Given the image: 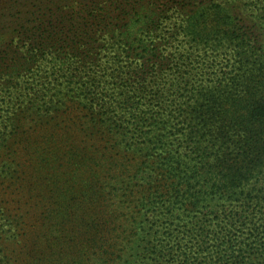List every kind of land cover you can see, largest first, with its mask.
Wrapping results in <instances>:
<instances>
[{"label":"trees","instance_id":"obj_1","mask_svg":"<svg viewBox=\"0 0 264 264\" xmlns=\"http://www.w3.org/2000/svg\"><path fill=\"white\" fill-rule=\"evenodd\" d=\"M0 264H264V0H0Z\"/></svg>","mask_w":264,"mask_h":264}]
</instances>
